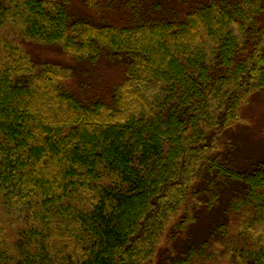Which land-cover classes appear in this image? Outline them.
I'll list each match as a JSON object with an SVG mask.
<instances>
[{"label": "trees", "instance_id": "obj_1", "mask_svg": "<svg viewBox=\"0 0 264 264\" xmlns=\"http://www.w3.org/2000/svg\"><path fill=\"white\" fill-rule=\"evenodd\" d=\"M174 1L81 0L119 23L70 0H0V264H264V156L241 170L219 153L264 96V0L156 16ZM28 43L106 55L123 76L85 99L71 65ZM218 181L240 188L225 221L177 250Z\"/></svg>", "mask_w": 264, "mask_h": 264}, {"label": "rangeland", "instance_id": "obj_2", "mask_svg": "<svg viewBox=\"0 0 264 264\" xmlns=\"http://www.w3.org/2000/svg\"><path fill=\"white\" fill-rule=\"evenodd\" d=\"M104 1L99 0L98 3L102 4ZM178 5L180 4L177 0L171 5L164 4L162 11H158L156 16L168 17L172 14V8L178 7ZM181 6L180 10L184 5ZM70 12L76 17L96 18L94 20L102 18V15H104L103 20L114 19L119 23H125L126 20L122 18L121 14L115 17L111 9H105L102 13L100 11L93 13L84 9L81 0H70ZM26 46H28L27 51L34 59L57 61L61 64L71 65L74 74L66 84L71 91L85 99L100 95L107 97L112 85L123 76L121 67L109 61L106 55H102L94 62H76L61 53L57 46H34L29 43ZM256 98L251 106L246 107V112L250 115V124H240L226 132L224 137L229 141V145L223 146L219 151L228 163L230 162L234 168L241 170H249L264 156V96H257ZM224 143L226 142L224 141ZM217 188L218 205L210 209L200 207L197 210L196 220L189 228V232L184 234V240L182 239L183 241L175 246L177 250H181L187 242L199 243L201 240L207 239L217 224L225 221L224 210L228 200L233 191L240 188L237 183L231 181H218ZM164 255L163 258L161 257V264L164 263L165 257L169 256L165 252Z\"/></svg>", "mask_w": 264, "mask_h": 264}]
</instances>
